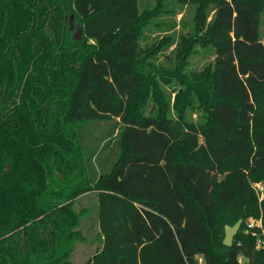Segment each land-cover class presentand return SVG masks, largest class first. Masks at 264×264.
I'll use <instances>...</instances> for the list:
<instances>
[{
    "label": "trees",
    "instance_id": "16d2710c",
    "mask_svg": "<svg viewBox=\"0 0 264 264\" xmlns=\"http://www.w3.org/2000/svg\"><path fill=\"white\" fill-rule=\"evenodd\" d=\"M179 1L203 35L166 71L150 61L161 48L141 46L159 8L0 0V264H73L88 194L101 246L86 264H264V0ZM196 43L215 61L188 76ZM159 79L183 88L174 118ZM251 217L257 234L225 246L220 231Z\"/></svg>",
    "mask_w": 264,
    "mask_h": 264
},
{
    "label": "rangeland",
    "instance_id": "374dc122",
    "mask_svg": "<svg viewBox=\"0 0 264 264\" xmlns=\"http://www.w3.org/2000/svg\"><path fill=\"white\" fill-rule=\"evenodd\" d=\"M141 13L152 11L154 12L159 8L156 17L152 18L148 24V27L144 30L141 40L142 48L151 50L154 47H160L161 49L156 52L152 57L150 55V61L155 66L162 70L173 71L179 63V51L182 49L183 39H199L202 37L203 32L196 33V12L197 5L192 2H180L179 0H140ZM215 10L213 6H210L207 11V23L211 22L214 16ZM260 35L264 40V14L260 18ZM215 61V48L210 45L204 47L200 43H196L190 52V56L187 60V66L185 67V74L191 76V74L201 73L209 65H212ZM160 90L165 96L169 107V116L175 117L174 105L176 98L182 86L176 80H158ZM157 104L150 99L145 107L146 115H152L157 110ZM186 117L190 120L201 121L200 112L198 110H188ZM80 127V126H79ZM78 127V130H79ZM98 134L95 129H85L83 131V137ZM82 141L83 139L80 138ZM106 153H102L101 158H104ZM76 173H82V163L79 162L75 167ZM58 182V181H53ZM56 185V184H54ZM61 185H56L60 187ZM256 188L263 197V188L261 183H257ZM76 209L87 210L84 218L82 219L80 228L83 233V238L72 242L71 260L73 264H86L87 261L96 253L100 248V236L97 220V198L93 194L81 197L76 201ZM243 221V220H242ZM230 226V225H226ZM225 226V227H226ZM244 226V228H243ZM261 222L257 218L251 217L242 222L238 234L256 235L254 229L260 228ZM224 227V228H225ZM238 234L236 236H238ZM235 236V237H236ZM220 238H225L222 231H220ZM235 239V238H234ZM224 240V239H223ZM260 242L257 241V247H260ZM242 264H245V258H242Z\"/></svg>",
    "mask_w": 264,
    "mask_h": 264
},
{
    "label": "water",
    "instance_id": "95a60500",
    "mask_svg": "<svg viewBox=\"0 0 264 264\" xmlns=\"http://www.w3.org/2000/svg\"><path fill=\"white\" fill-rule=\"evenodd\" d=\"M242 222V219H240L234 226L225 227V238L223 240L225 246L231 247L233 245L234 238L238 234Z\"/></svg>",
    "mask_w": 264,
    "mask_h": 264
},
{
    "label": "flooded vegetation",
    "instance_id": "af4514ba",
    "mask_svg": "<svg viewBox=\"0 0 264 264\" xmlns=\"http://www.w3.org/2000/svg\"><path fill=\"white\" fill-rule=\"evenodd\" d=\"M70 28H71V30L74 31V37L77 38V39H80V36L82 34V30L79 29V27L76 24L73 23V17H72V19L70 21Z\"/></svg>",
    "mask_w": 264,
    "mask_h": 264
}]
</instances>
